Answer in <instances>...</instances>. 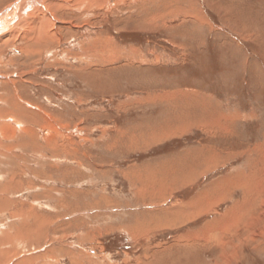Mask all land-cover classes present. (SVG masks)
<instances>
[{
  "label": "rangeland",
  "instance_id": "1",
  "mask_svg": "<svg viewBox=\"0 0 264 264\" xmlns=\"http://www.w3.org/2000/svg\"><path fill=\"white\" fill-rule=\"evenodd\" d=\"M89 1L2 26L0 264H264V0Z\"/></svg>",
  "mask_w": 264,
  "mask_h": 264
},
{
  "label": "bare ground",
  "instance_id": "2",
  "mask_svg": "<svg viewBox=\"0 0 264 264\" xmlns=\"http://www.w3.org/2000/svg\"><path fill=\"white\" fill-rule=\"evenodd\" d=\"M22 2V4H23V6H24V10L23 11H25L24 12V14L23 15H19L18 16V14L19 13H17V14H15V12H19L20 10L19 9H17V11H16V8H17V6H15V5H13L12 6V12L10 11V12H8L7 14H5L4 15V17H2L1 18V20H0V34H2L3 32H5V31H3V25H6V24H13L14 22H15V24L17 23V19L20 21V22H26L27 20H28V18H33V17H39V15H42V13L41 12H43V9H42V7L41 6H37V7H35L34 8V2H36V0H22L21 1ZM87 3L88 4H91L92 5V2H90L89 0H87ZM32 7L34 8V10L35 9H37L38 7L40 8V10H38V12L40 11V13H38V14H32V12H33V10H32ZM28 9H31L32 11L30 12V14H28L27 13V11L26 10H28ZM22 11V10H21ZM22 11V12H23ZM16 20V21H15ZM147 21V20H146ZM86 25V24H85ZM44 25H43V19H41V18H38V20H37V23L31 28V29H28V30H24L23 32H24V34H23V36L20 38L19 37V35H18V37H19V39H21L22 41H25L26 42V44H27V46H26V49L27 50H29L30 52H33L34 51V49L33 48H31L30 46L31 45H28V43L29 42H31V43H33V44H37V43H41V42H43V41H45V40H47L42 34H43V31H44ZM5 28V27H4ZM15 28H17V26H15L13 29H11V30H9L8 32H9V35L8 36H10L11 38L12 37H14V38H16V35H17V32L15 31ZM89 28V27H88ZM93 28V27H92ZM8 29V28H7ZM35 30V33H31V31H34ZM2 32V33H1ZM1 38H2V35H0V40H1ZM106 39V38H105ZM108 39V38H107ZM104 40V41H101L100 42V44H99V54H100V51H106L107 50V44H105L108 40ZM108 43V42H107ZM87 44V46H89V48H91V45H93V41H91V42H88V43H86ZM100 47H101V49H100ZM23 50H25V49H23ZM85 49H83L82 51H84ZM22 52H24V53H26L27 54V52L26 51H22ZM96 53V52H95ZM95 53H91L90 51H88V53L86 54V56H85V58L88 60L89 58H96L95 56ZM25 55V54H24ZM80 57L81 56V53H77L76 54V57ZM99 58V57H98ZM111 59V58H110ZM113 60V59H112ZM54 61H58L57 59H55ZM88 62V61H87ZM25 75V74H24ZM169 98V97H168ZM22 107V106H21ZM19 106H17V108L13 111V112H15L16 114H18V112H19ZM20 109H22V108H20ZM24 113V112H23ZM22 113V114H23ZM26 113V112H25ZM11 114H12V112H11ZM26 116V115H25ZM14 118V116L13 115H11V117H10V119H9V121L10 122H13V119ZM8 121V120H7ZM8 124V123H7ZM20 124V123H19ZM22 125V124H21ZM21 131H23V130H21ZM25 131V130H24ZM0 137L2 138V136H1V133H0ZM5 138V137H4ZM245 178H247V177H245V176H243L242 177V179H238V180H236L238 183H241V184H243V183H245V181L246 180H244ZM244 185V184H243ZM202 196V195H201ZM248 219V218H247ZM188 239H192V238H190V237H188V238H185V240H188Z\"/></svg>",
  "mask_w": 264,
  "mask_h": 264
}]
</instances>
